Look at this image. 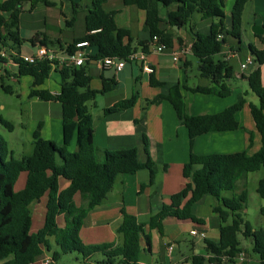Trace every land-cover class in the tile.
Segmentation results:
<instances>
[{"label": "trees", "instance_id": "16d2710c", "mask_svg": "<svg viewBox=\"0 0 264 264\" xmlns=\"http://www.w3.org/2000/svg\"><path fill=\"white\" fill-rule=\"evenodd\" d=\"M24 1L0 0V63L11 61L16 64L15 77H32L29 97L60 103L62 142L58 144L42 137L37 128L33 132L30 153L15 158L0 134V264H34L45 256L50 258L47 264H58L60 255L68 252H78L83 264H139L144 251L141 238L143 236L148 244L149 235L144 231L145 224L124 208H121L122 221L115 231L120 237L119 242L85 243L80 235L88 212L105 201L119 175L146 169L148 181L140 185L142 189L153 184L158 170V165L148 155L145 136V161L138 159L135 147L108 150L95 145L93 119L87 103L94 101L96 94L106 92L113 78L103 77L100 90L91 88L88 60L98 61L106 56L126 58L138 50L147 52L154 36L166 49H170L175 40L182 42L178 31L185 26L193 33L190 51L197 60L198 75L207 79L208 83L196 86L176 83L168 88L166 94H157L147 99V103L157 104L167 100L172 105L177 119L187 129L190 148L198 135L237 129H244L248 133L249 142L246 148L235 152L197 154L191 150L182 166V175L187 182L179 191L170 195L168 204H163L156 214L149 217L147 226L149 230L156 229L162 233L166 217L200 222L201 219L193 213L192 207L209 194L218 202L213 211L220 220L219 236L216 239H205L209 256L206 259L194 256V263L203 264L206 260L216 261V264H236V256L243 251L239 239V234H242L250 239L252 250L257 254L256 260L245 264H264V227L253 229L240 213L245 208L248 195L245 186L247 173L261 168L264 170V84L260 67L257 66L247 76L242 75L247 78L249 89L258 98V104L248 103L260 139V146L254 152H249L253 141L252 132L237 118L244 107V97L218 112L191 114L187 110L183 93L186 90L221 98L231 94L233 88L229 80L233 78V66L228 58L217 55L221 54L226 44V36H232L241 43L243 10L248 0L234 1L228 25L223 0H121L125 6H134L144 11L141 27L145 33L143 38H135L129 28L117 25L114 18L116 10L104 8L109 0H90L89 4H85L84 35L73 39L65 47L71 51L75 42L86 40L88 47H95L96 51L87 54L85 62L80 66L61 67L53 66L48 60L29 63L21 58L20 46L24 39L20 35L19 15ZM28 1L30 9L38 1L50 4L49 0ZM161 6L165 8V17L160 14ZM77 7H81V3L72 2L73 16L66 21L68 25L74 21ZM194 13L209 22L206 31L195 30L192 23ZM174 26L178 29H174ZM255 36L262 37L258 34ZM30 43L54 44L40 32L34 34ZM57 44L61 46L59 41ZM248 48L257 64H264V48L257 49L252 44ZM230 50L234 51V48ZM52 71L58 72L60 76L56 93L41 88ZM4 72L1 88L5 92H12L3 81L9 72ZM149 83L151 86L165 84L154 80L153 74L149 76ZM138 96L139 92L134 88L130 97L106 107L104 113L128 109L135 104ZM0 123L11 127L4 119H0ZM73 138L77 148L70 151L68 146ZM57 156L60 163H57ZM21 172L26 173L25 183L22 189L15 190ZM62 179L68 182L63 188L59 183ZM223 192L231 194L223 196ZM256 192L264 199V175L258 181ZM44 195L43 224L31 233L30 205ZM51 238L58 249L52 250ZM51 250V254L46 255ZM96 254L101 257H96ZM222 256H226L225 261H222Z\"/></svg>", "mask_w": 264, "mask_h": 264}, {"label": "crops", "instance_id": "0c3cea01", "mask_svg": "<svg viewBox=\"0 0 264 264\" xmlns=\"http://www.w3.org/2000/svg\"><path fill=\"white\" fill-rule=\"evenodd\" d=\"M49 1L50 4L45 5H56V2L60 1L62 10H60V15H58V23H60V18H62L65 25L71 27L74 21L71 25H68L66 21L70 20L73 16L72 2L81 3V0ZM234 1L235 0H223L224 11L226 14L225 21L227 25L230 22L229 15ZM41 2L43 1H38L37 3ZM115 2L116 0H109L106 3L108 5L107 9L115 10ZM260 2L261 0H248L245 4L242 17L243 32L249 34L250 36L248 44L250 43L254 45L257 49L264 48V10H261V8L257 5L259 4L262 6ZM127 7L129 8V11L126 20L120 22L117 18V12L115 13L114 18L117 25L129 28L131 34L135 38L145 37V33L141 29L144 21V11L137 9L134 6ZM78 8L80 7H77V9ZM85 13L86 11L84 10L83 20ZM162 17H165V10ZM258 17L262 18V22H257ZM192 23L197 31H200V28L206 31L209 25V22L207 20H203L200 14L197 13L193 14ZM253 23H258L259 26L263 28V32L258 34L262 35L261 38L255 36V33H253L250 28L248 29V27L253 25ZM20 26L21 16L19 15V27ZM21 28L22 26L20 27V35L22 30ZM181 29L188 30L189 32L188 35H185L182 34L183 32L180 33V30L178 31V35L182 38V42L179 43L175 40L173 47L170 48V50L165 49L162 52H150L147 54V61L153 68V72L149 74L144 72L139 64L135 63L125 65L121 71L115 73L112 69L100 68L95 60H88V68L90 66L89 62H94L97 68L101 70L99 83L97 82L95 86H92L90 82L91 88L100 90L102 87L103 77L113 78L111 86L108 90L99 94H110L113 89H118L128 81L134 84L131 88V93L134 88H136L139 92L137 101L132 107L110 114H105L103 112L104 117L102 122H100L98 126L93 123V140L95 145L109 150L135 147L138 159L145 161L148 152V148L146 152L143 142V137L145 136L148 141L147 146L149 145L148 155L156 162L157 165L166 163L167 165L174 164L177 167V169H158L153 184L147 185L142 189H140V185L146 184L148 181V171L146 169H141L133 174L126 173L119 175L117 177V189L115 186L116 194L114 193L113 198L111 199V193L114 190L115 183L111 191L108 193L105 201L91 209L84 219L80 232V234H82V231L84 230V236L81 235L82 240L85 243H102L113 240L119 242L120 237L115 231L116 227L122 221L121 208H124L127 213L136 216L139 222L145 224L144 231L149 235L148 244L143 236L141 238L144 251L141 254L139 263L144 264H154V262H152L155 260L154 256L159 255L158 253L162 250H164V262H159L158 264H195L193 261L194 256H203L205 259L209 256L205 246V239H216L219 236L220 220L217 214L213 211V207L216 206L218 202L214 196L206 194L193 205L192 211L199 219H201L200 222H193L189 219L179 220L174 217H166L163 220L162 233H159L156 229L149 230L147 226L148 219L150 216L156 214L163 204H168L170 195L179 191L184 186L185 182H187V179H185L182 175V166L187 161L191 150L197 154L235 152L246 148L249 142L248 133L244 129H237L224 132H209L198 135L194 138L192 148H190L187 129L177 119L172 105L167 100H162L157 104L147 103V99H151L157 94H166L168 88L176 83L180 85H188L186 82L185 84L182 83V75L184 74L183 69H188L192 63L189 59V56H192L191 52H186L183 56H179L178 58V60H182L183 62V69H180L181 67H177L175 63L173 64L170 61L173 60L174 53L187 48L192 42L193 33L190 28L185 26ZM84 33L85 28L83 33L80 35L72 36L66 41L64 38H58L57 41H59L61 46L65 47L68 43L73 41V39L84 35ZM45 35L47 36L46 33ZM38 44L39 43L33 45L35 48H33V52L36 50ZM47 45L51 44L48 43ZM57 46H59V44H57ZM231 47L234 48V53L232 55L229 54ZM237 47H240L239 50H237ZM241 49H244V42L242 39L239 46L225 44L221 54L218 56L220 57L223 55L228 58V61L230 62L232 58L238 56ZM86 50L88 54H94L96 48L89 46ZM33 52H29V54ZM248 56L253 58L251 52L249 51L245 54L244 59H240L239 62L236 63L239 70L236 71L233 68V79L239 78L242 83L248 85L247 78L245 76L259 66L262 74V81L264 83V64L258 65L253 58L254 60L251 64H249V66L244 69L241 68L240 63H242ZM9 62L14 64L11 61ZM169 65H175L173 67L178 69L176 80L168 73ZM150 74H153L154 80L162 81L165 84L163 86H151L149 83ZM243 74L245 75L244 77H242ZM196 85L204 84L197 83L192 86ZM138 86H140L142 91H139ZM58 89L49 90L52 93H56ZM233 90H236L238 93V100L244 97V106L251 102L245 98L248 90H240L241 93L238 92V88H234L232 91ZM183 93L185 99L187 98V110L191 114L218 112L233 103L228 101H218V99L227 98L231 94L227 97L221 98L211 94L192 93L186 90H184ZM124 98H128L127 95L107 97L103 111L106 107H109L118 100ZM143 102L145 103L146 108H143ZM240 112L237 114L238 120L246 129L250 130L253 135L252 146L250 149L255 146L257 147L256 149H258L260 146V139L257 135L254 121L252 120L249 124H245V122L243 123L242 114H240ZM44 138L51 139L58 144L62 142L61 118L60 131L56 133L55 136H48ZM76 148V141L73 138L68 146V149L73 151L76 150ZM142 170H146L145 173H140ZM59 183L61 188L68 184L66 180H60ZM230 194V192H223V196H230ZM139 217H143V219L139 220ZM191 230H196L197 232L204 231L205 237L200 238L196 234H191ZM185 234H188L191 238L188 239L187 237H184ZM84 237H86V240ZM147 258L152 261L150 262ZM245 259L246 257L244 260ZM208 263L209 262L206 260L203 261V264ZM236 264L244 263L236 259Z\"/></svg>", "mask_w": 264, "mask_h": 264}, {"label": "rangeland", "instance_id": "374dc122", "mask_svg": "<svg viewBox=\"0 0 264 264\" xmlns=\"http://www.w3.org/2000/svg\"><path fill=\"white\" fill-rule=\"evenodd\" d=\"M81 7L77 9L75 14V20L73 25L66 26L65 22L62 18H60V23H58V15H60V10H62V6L60 1L56 2V5L47 6L44 2L35 3L32 9H30V2L24 1L22 3V10L20 13L21 16V37L24 39L22 45L20 46V54H29V52H33L35 49L33 45L30 43V39L34 36L35 33L47 34L51 41H53V46L57 47V39L64 38V40H69L72 36L80 35L84 31V20H83V12L85 9V4H89L90 0H81ZM261 5L257 4L261 10H264V0H261ZM117 18L118 20L124 21L128 17L129 8L124 6L120 0H116L115 2ZM108 5L105 3L104 8L107 9ZM108 10V9H107ZM164 7L161 6L160 14H164ZM264 16V15H263ZM257 19V18H256ZM257 22H262V18L258 17ZM258 23H253V25H259ZM20 26V27H21ZM252 25L248 27L251 29ZM200 31L204 32L200 28ZM183 32V33H182ZM180 33L188 35V30L180 29ZM249 34L242 33V41L244 42V49H241L238 53V56L232 58L230 63L233 66L234 70L238 71V65L236 63L239 62L240 59L245 58V54L249 52L248 50V41H250ZM226 44L238 45V41L232 36H226ZM34 48V49H33ZM170 50V49H167ZM166 50V51H167ZM184 54V53H183ZM180 52L179 56H183ZM218 56V55H217ZM191 60V65L188 69L182 68V60H170L171 63H175L177 67H181L183 69V81L192 86L194 84H207L208 80L205 78H201L198 76V67L197 60L193 56H189ZM90 66L88 68L90 76H91V85L95 86L97 82L99 83V75L101 70L97 68L94 62H89ZM175 66V65H173ZM169 65L168 73L172 78L176 80L178 69ZM4 70L9 72L8 76L3 78L4 84L9 86L12 92H5L1 88V76L5 74ZM17 73V65L12 63H0V119H4L8 121L10 126H4L0 123V134L5 138L8 148L12 151V154L15 158H20L23 155L30 153L32 149V140H33V132L39 128V132L42 136H55L56 133L60 131V118H61V105L58 101H44L38 98L29 97V90L32 83V77L28 75L15 77ZM238 79V80H237ZM232 78L229 80V84L234 89L240 90H248V93L245 95V98L248 101H251L255 104H258L257 96L251 92L248 85L242 83L239 78ZM60 76L58 72L52 71L50 76L45 80V82L41 85V88H48L52 90H56L59 88ZM264 84V83H263ZM133 83L129 81L126 84L120 86L118 89H113L110 94H96L94 101H89L87 103L90 113L93 117V123L95 125H99L102 122L104 114L103 107L106 104L107 97L112 96H123L127 95V97L131 96V88L133 87ZM139 91H142L140 86H138ZM238 93L236 90L231 92V95L224 99H218L219 102H236L238 100ZM186 104L187 98H186ZM144 107L145 103L143 102ZM242 114V121L245 124H249L252 119L249 113L248 105L244 106V110L240 112ZM259 137V134L257 132ZM149 152V145L147 146ZM257 147H253L249 149L250 152L256 151ZM104 149V148H102ZM109 150V149H108ZM57 163H60V159L57 156ZM164 165H166L165 169H177L174 164H160L158 165V169H164ZM146 170H142L140 173H145ZM264 170L258 169L252 172H248L245 177V186L247 189V200L245 203V208L240 212L243 219L248 221V223L252 226L253 229H258L264 227V199L261 198L256 192L258 181L263 177ZM26 173L21 172L14 186L15 190H20L23 188L25 183ZM63 181V180H61ZM118 182V179L114 185V192L111 193V199L113 198L115 192V186ZM117 189V186H116ZM77 200V199H76ZM46 201V195L43 196L40 200L33 201L30 205V212L32 215V224L30 227V232H36L38 228H40L43 224L44 217V206ZM143 217H139V220H142ZM230 221V219H229ZM84 234V230L82 234ZM84 236V235H83ZM184 237L188 239L191 238L188 234ZM86 240V237H84ZM239 239L241 241V247L243 252L245 253L246 259L241 261L242 263H246L248 260H256L257 254H255L252 250V244L250 239L245 238L242 234H239ZM51 243L53 244L52 250L58 249L51 238ZM50 252H46V255H50ZM159 255L154 256V261L151 259L150 262H154V264H158L159 262H164V250L158 253ZM96 257H101L100 254H96ZM249 258V259H248ZM42 260H37L34 264H41ZM58 264H83L82 257L78 252H68L62 253L58 260Z\"/></svg>", "mask_w": 264, "mask_h": 264}, {"label": "built area", "instance_id": "2783aa9c", "mask_svg": "<svg viewBox=\"0 0 264 264\" xmlns=\"http://www.w3.org/2000/svg\"><path fill=\"white\" fill-rule=\"evenodd\" d=\"M89 43L86 40H79L75 42L73 50L69 51L66 49V47H55L52 45H45V44H38L36 47V50L33 53L30 54H24L21 55V58L25 62L34 63L41 60H48L50 61L53 66L55 67H61L63 65L69 66H80L82 65L87 57V47ZM166 47L163 43L158 41V38L156 36L153 37L152 41L150 42L148 46V51H141L138 50L136 52H133L129 54L126 58H119L116 56H106L101 60L97 61V64L102 69H112L115 73L121 71L125 65L135 63L139 64L142 68V70L146 73L153 72V68L150 65V63L147 61V54L150 52H162L165 50ZM186 53L191 52L190 51V45L185 48L181 49L178 52L174 53L173 60H178L179 53ZM234 52L229 51V54L232 55ZM253 58L251 56H248L242 63H240L241 68H246L253 62ZM191 234H196L200 238L205 237V232L200 231L197 232L196 230H191ZM245 258V253L243 251L239 252L236 256V259L239 261H243ZM222 261L226 260V256L221 257ZM41 264H47L50 260L49 256H45L43 259H41ZM144 264V263H139ZM208 264H216V261H211Z\"/></svg>", "mask_w": 264, "mask_h": 264}, {"label": "water", "instance_id": "95a60500", "mask_svg": "<svg viewBox=\"0 0 264 264\" xmlns=\"http://www.w3.org/2000/svg\"><path fill=\"white\" fill-rule=\"evenodd\" d=\"M174 29H178L177 26H174ZM251 30L255 34H261L263 32V28L259 25H252Z\"/></svg>", "mask_w": 264, "mask_h": 264}]
</instances>
